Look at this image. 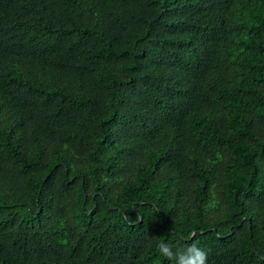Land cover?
Returning a JSON list of instances; mask_svg holds the SVG:
<instances>
[{"label":"trees","instance_id":"trees-1","mask_svg":"<svg viewBox=\"0 0 264 264\" xmlns=\"http://www.w3.org/2000/svg\"><path fill=\"white\" fill-rule=\"evenodd\" d=\"M264 264V0H0V264Z\"/></svg>","mask_w":264,"mask_h":264},{"label":"clouds","instance_id":"clouds-1","mask_svg":"<svg viewBox=\"0 0 264 264\" xmlns=\"http://www.w3.org/2000/svg\"><path fill=\"white\" fill-rule=\"evenodd\" d=\"M170 260L175 264H206L207 254L195 244L189 245L184 251L173 253L167 246L161 245Z\"/></svg>","mask_w":264,"mask_h":264}]
</instances>
